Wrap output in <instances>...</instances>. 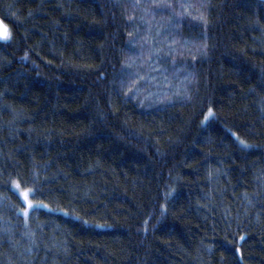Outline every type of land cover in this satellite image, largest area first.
<instances>
[{"label":"trees","instance_id":"trees-1","mask_svg":"<svg viewBox=\"0 0 264 264\" xmlns=\"http://www.w3.org/2000/svg\"><path fill=\"white\" fill-rule=\"evenodd\" d=\"M0 19V264H264V0Z\"/></svg>","mask_w":264,"mask_h":264},{"label":"rangeland","instance_id":"rangeland-1","mask_svg":"<svg viewBox=\"0 0 264 264\" xmlns=\"http://www.w3.org/2000/svg\"><path fill=\"white\" fill-rule=\"evenodd\" d=\"M8 37H9V28L5 24V22H3L0 19V39H6Z\"/></svg>","mask_w":264,"mask_h":264},{"label":"snow or ice","instance_id":"snow-or-ice-1","mask_svg":"<svg viewBox=\"0 0 264 264\" xmlns=\"http://www.w3.org/2000/svg\"><path fill=\"white\" fill-rule=\"evenodd\" d=\"M9 35H10V34H9ZM211 112H212V110L209 109V113H210V114H211ZM30 191H31L33 194H34V192H35L34 189H32V190H30ZM22 198H23V199L26 201V203H27V207H25V208L23 209V212L25 213V215H27L29 209L34 207V204H33V201H31V200H29V199L27 198V196H23Z\"/></svg>","mask_w":264,"mask_h":264}]
</instances>
